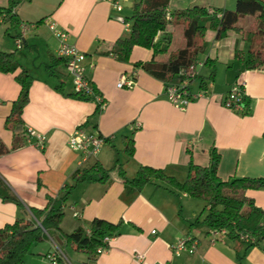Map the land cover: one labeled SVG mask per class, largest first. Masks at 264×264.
Returning a JSON list of instances; mask_svg holds the SVG:
<instances>
[{
	"label": "crops",
	"instance_id": "1",
	"mask_svg": "<svg viewBox=\"0 0 264 264\" xmlns=\"http://www.w3.org/2000/svg\"><path fill=\"white\" fill-rule=\"evenodd\" d=\"M235 3L170 0L167 9L173 12L199 6L211 12L232 9ZM127 4L131 9L133 0ZM7 5V0H0V9ZM13 13L19 21L15 31L0 18V52L14 53L32 83L22 113L26 142L0 157V180L21 206L0 199V228L31 217L30 208L42 210L48 197L62 194L77 170L96 162L109 169L118 160L127 178H133L139 166H150L182 183L189 163L208 166L209 150L214 147L220 157V180L264 178V69L245 67L250 50L264 51V27H258L254 16L239 19V30L229 31L224 40H215V32L206 30V49L198 60L202 66L196 70L199 78L189 84V91L197 92L202 81L207 97L178 110L166 100L164 84L134 66L149 61L150 50L133 48L126 63L110 54L114 43L130 34L131 23L124 22L123 11L116 13L104 0H22ZM51 22L64 29L69 43L85 54L86 76L105 102L99 113L94 115L93 102L68 96L72 94L71 78L63 62H58V43L48 27ZM8 29L12 35L23 32L21 49H16ZM181 42L179 33L177 45ZM206 59L209 63L203 65ZM121 76L132 80L133 86L118 88ZM14 78V74L0 72V141L6 148L11 147L13 134L4 124L20 90ZM242 80L249 106L246 116L222 105L230 87ZM59 85L61 91L56 90ZM135 123L138 127L132 130ZM80 126L106 138L98 155L82 165L80 155L67 146L68 136ZM37 133L46 139L42 149L35 145ZM129 136L134 143L132 157L123 152V140ZM247 196L264 210V189L249 190ZM198 202L159 181L139 192L127 191L112 171L105 184L82 183L71 192L57 234L68 235L77 227L88 231L94 219L112 225L121 221L106 252L91 256L70 249L75 264H264V244L248 250L240 263L236 259L242 250L239 243L221 239L211 244L204 228H189L197 219ZM57 234L51 238H59ZM183 237L194 238L196 248L190 255L175 256L171 247ZM56 243L58 249L48 237L35 245L24 264H51L46 255L63 249L62 240Z\"/></svg>",
	"mask_w": 264,
	"mask_h": 264
},
{
	"label": "trees",
	"instance_id": "2",
	"mask_svg": "<svg viewBox=\"0 0 264 264\" xmlns=\"http://www.w3.org/2000/svg\"><path fill=\"white\" fill-rule=\"evenodd\" d=\"M21 1L7 0V7L0 9V18L8 21L13 31L19 21L12 11ZM169 1L133 0L132 13L128 18H124V22L131 23L130 34L126 38L117 40L110 51V54L114 55L118 61L126 63L130 59L133 48L150 50L152 52L150 60L136 62L134 66L162 82L164 87L179 84L184 80H188L190 84L199 78L197 74L190 77L188 72L191 67H196L199 63V55L203 54L206 49L203 41L206 30L214 31L215 40H221L229 31L239 30L237 23L239 19L246 16H254L258 27H264V0H236L233 10L214 9L211 12L199 6L170 12L167 9ZM10 29H8L9 36L16 39L19 34L12 35ZM173 30L180 31L182 40L175 48L169 47ZM157 32L159 36L154 41ZM159 55L165 56L158 58ZM58 62L62 61L58 59ZM208 63L209 60L206 59L203 65ZM245 67L247 70L264 69V51L250 50ZM0 72L14 74V79L20 87L18 97L12 103L4 124L5 129L13 134L12 145L6 148L0 141L1 157L21 148L26 142L22 113L29 100L32 77L26 69L19 66L14 53L0 52ZM213 73L212 71L208 79L213 80ZM61 86L56 87V90L61 91ZM199 87L198 91L207 92L202 81ZM68 96L76 100L89 101L74 93ZM97 113L99 110L96 107L94 115ZM236 114L240 116L249 114L246 97L244 98V111ZM123 152L128 157L133 156L134 143L131 136L124 138ZM219 160L216 148L212 147L209 150L208 166L200 167L189 163L186 179L182 183L167 176L162 169L150 166H139L135 176L127 178L118 160L109 169H105L96 162L90 167L77 170L71 178V183L63 187V192L58 198L48 197L42 210L30 208L31 217L16 219L12 224H6L0 228V264H24V257L32 253L35 245L59 232L64 216V204L71 192L82 183L105 184L112 171L116 172L127 191L139 192L147 184L159 181L170 190L184 193L192 199L203 202L205 214L202 218L195 219L189 228L202 227L207 231V235L212 231L222 232L217 237V241L223 239L239 243L242 250L236 253V259L241 263L248 250L264 244V210L257 207L254 200L247 196L249 190L264 189V178L243 177L222 181L217 177ZM0 199L21 206L20 201L1 180ZM120 225L121 221L112 225L100 219H94L88 231L77 227L68 235H57L63 241L62 248L96 256V250L103 245V239L107 236H114L113 233ZM59 263L65 264L63 260H59Z\"/></svg>",
	"mask_w": 264,
	"mask_h": 264
},
{
	"label": "built area",
	"instance_id": "3",
	"mask_svg": "<svg viewBox=\"0 0 264 264\" xmlns=\"http://www.w3.org/2000/svg\"><path fill=\"white\" fill-rule=\"evenodd\" d=\"M109 3L112 9L116 13L122 12V3L128 2L129 0H104ZM13 13V11H12ZM49 30L53 37L56 39L58 46L56 50V56L60 59L65 67L66 73L71 78L72 93L77 96L89 99L98 108L99 112L105 108V102L98 93H96L93 85L86 76L85 59L86 56L83 52L79 51L74 45L70 44L68 41V33L53 22L48 25ZM159 32H157L154 41L157 40ZM14 44L16 49H21L23 46V32L14 39ZM202 63H198L196 67H191L188 74L190 77L196 75V70L201 67ZM133 86V81L126 79L121 76L119 82L117 83L118 88L131 87ZM164 93L166 100L170 105L178 110H184L191 102L206 98L207 92L197 91L192 93L189 91V81L184 80L179 84H170L164 87ZM245 95V81H238L234 83L227 94L222 99V105L225 109L232 111L234 113H241L244 111V98ZM138 126L136 123L131 125L130 128L135 130ZM32 131L27 130V134ZM45 136L42 134H35V145L36 147L42 149L45 144ZM106 142V138L97 132L88 131L83 127L75 128L67 138V146L70 151L80 155V165L85 163L87 160L94 158L98 155L101 147ZM74 216H77L74 213ZM36 224L40 226L38 221ZM45 232V231H44ZM151 233H154L152 231ZM222 233V232H221ZM218 232L209 233V243L213 244L217 242V237L221 234ZM49 237V236H48ZM54 247L58 249L56 241L49 237ZM114 236H107L103 239V245L96 250V254H102L108 250L109 244L111 243ZM244 239V238H243ZM196 240L191 237H183L179 239L174 245H172L171 250L175 256H180L181 254H192L196 248ZM46 258L51 262V264H58L59 260L66 262L65 256L59 250H55L54 253L46 255ZM139 258L142 259V256ZM138 258V259H139Z\"/></svg>",
	"mask_w": 264,
	"mask_h": 264
},
{
	"label": "rangeland",
	"instance_id": "4",
	"mask_svg": "<svg viewBox=\"0 0 264 264\" xmlns=\"http://www.w3.org/2000/svg\"><path fill=\"white\" fill-rule=\"evenodd\" d=\"M128 2H124V3H122V11H123V13L125 14V16H126V18H128L130 15H131V13H132V8L130 9V6L127 4ZM234 9V7L232 8V9H229V10H233ZM122 13V14H123ZM179 33H180V31L179 30H175L174 31V40H173V42H172V45H171V48H175V46L177 45V42H178V36H179ZM225 38H223V39H221V40H224ZM226 41V40H225ZM202 57H203V54H200L199 55V59L201 58L202 59ZM186 176H187V174L186 175H184V177H183V181L186 179ZM199 201V200H198ZM201 206L199 207V209H198V211H197V213H196V216H197V218H202L203 217V215L205 214V209H204V203L203 202H201V201H199L198 202ZM62 253H63V255L65 256V258H66V264H75L74 262H73V260L70 258V249H67V250H65V248H63L62 249Z\"/></svg>",
	"mask_w": 264,
	"mask_h": 264
},
{
	"label": "water",
	"instance_id": "5",
	"mask_svg": "<svg viewBox=\"0 0 264 264\" xmlns=\"http://www.w3.org/2000/svg\"><path fill=\"white\" fill-rule=\"evenodd\" d=\"M55 240L58 241V242H60L59 238H57V237L55 238Z\"/></svg>",
	"mask_w": 264,
	"mask_h": 264
}]
</instances>
